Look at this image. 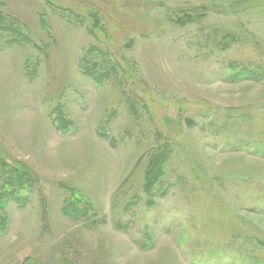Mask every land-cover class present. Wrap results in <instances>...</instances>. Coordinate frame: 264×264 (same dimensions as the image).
I'll list each match as a JSON object with an SVG mask.
<instances>
[{
    "label": "rangeland",
    "instance_id": "374dc122",
    "mask_svg": "<svg viewBox=\"0 0 264 264\" xmlns=\"http://www.w3.org/2000/svg\"><path fill=\"white\" fill-rule=\"evenodd\" d=\"M1 195L0 264H264V0H0Z\"/></svg>",
    "mask_w": 264,
    "mask_h": 264
},
{
    "label": "trees",
    "instance_id": "16d2710c",
    "mask_svg": "<svg viewBox=\"0 0 264 264\" xmlns=\"http://www.w3.org/2000/svg\"><path fill=\"white\" fill-rule=\"evenodd\" d=\"M248 75H249L248 71H244L243 69L239 70V72L234 74L235 78L238 79V80H241V81L246 80ZM162 165L163 164H162L161 159H158V161L153 166V169H154L153 170V174H154V172H159V170L161 169ZM7 170H9V168H7ZM6 174L8 175V177L5 178V183L3 184L2 190H5V189L10 190V193H12L10 195L11 198L15 199L16 201L20 200V195H19L18 189L23 187L22 184L21 185L20 184H15V182L13 181L12 175L8 174L7 172H6ZM151 176L152 175H150V177ZM151 178H150V180H151ZM4 196L1 195V198H0V218H1V214L3 212L4 203L6 201Z\"/></svg>",
    "mask_w": 264,
    "mask_h": 264
}]
</instances>
